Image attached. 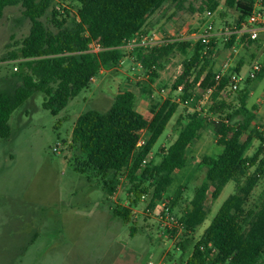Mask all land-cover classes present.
<instances>
[{
  "label": "rangeland",
  "instance_id": "rangeland-1",
  "mask_svg": "<svg viewBox=\"0 0 264 264\" xmlns=\"http://www.w3.org/2000/svg\"><path fill=\"white\" fill-rule=\"evenodd\" d=\"M15 1L13 6L4 8L0 19V89L18 85L21 74L27 72L19 49L31 24L22 14L21 0ZM219 1L211 20L199 15L202 14L198 11L199 0L185 3L168 0L154 12L152 19L147 18L138 36L156 33L169 41L190 44L185 54L175 49L160 61L151 98L140 96L146 75L138 67L132 50L125 46L121 49L120 66L98 72L86 90L56 116L43 108L41 93L34 94L12 112L8 120L10 135L7 139L0 138V264L187 263L212 218L238 184L228 182L216 201L211 199L210 188L204 222L193 233L182 234L175 240L160 238L163 235L158 222L161 204H166L177 218L183 215L205 179L207 168L202 165V159L221 152L217 141L222 128L228 129L227 138L235 133L241 121V117L235 116L240 98L255 82L246 84L237 93L222 95L219 91L215 96L213 92L210 95L199 86L206 72L191 87L203 65L201 60L185 78L181 90H174L185 63L192 57L195 37L203 33L204 27L211 22L219 32L235 24L237 13ZM77 7L75 0H52L40 21L47 31L56 34L62 24L66 26L75 18ZM221 46L219 43L215 58L206 57V71L211 69L215 73L220 67L218 59H224L227 52ZM252 54L253 50L244 47L239 50V58H235L236 63L243 65L244 73ZM123 92L135 96L134 108L148 122L164 102L176 106L165 131L146 157L147 165L160 161L190 115L196 113L205 121L201 138L187 147L188 163L173 172L172 183L154 202L150 181L130 179L127 170L118 175L114 194L108 197L94 175L84 172L79 149L70 142L71 127L77 116L89 110L106 112ZM251 131L250 135L258 140L256 129L251 127ZM147 138L146 131H141L140 145ZM245 138L246 135L240 138L236 149ZM255 152L247 151V159H252ZM260 161H263L261 165ZM255 169L259 177L245 211L258 205L264 196V151L254 166L247 167V175ZM236 181L243 183L244 178L239 176ZM116 211L118 214L129 211V218L125 220ZM261 261L264 264V253Z\"/></svg>",
  "mask_w": 264,
  "mask_h": 264
},
{
  "label": "trees",
  "instance_id": "trees-1",
  "mask_svg": "<svg viewBox=\"0 0 264 264\" xmlns=\"http://www.w3.org/2000/svg\"><path fill=\"white\" fill-rule=\"evenodd\" d=\"M75 1L78 5L75 18L66 26L62 24V28L54 34L47 31L40 21L52 0H21L22 14L31 24L29 34L22 40L19 49V56L24 61L27 72L21 74L18 85L10 89H0V138L7 139L10 135L8 120L12 112L36 93L44 96L43 108L52 115L56 116L64 110L73 98L88 87L98 74L101 64L110 59L120 61L123 57L122 47L138 37L147 18L168 0ZM174 1L185 3L187 0ZM199 1V12H213L220 5L219 0ZM15 3V0H0V19L4 8ZM224 4L226 8H235L238 11L237 23L250 10L246 0L239 3L225 0ZM92 46H98L100 50L92 53ZM188 48L189 43L169 41L146 53H142L141 48L133 49L131 53L146 75V82L140 86V96L151 98L160 61L175 49L185 54ZM202 49L200 42L194 44L192 57L185 63L174 90L183 85L185 78L201 60L203 65L195 74L191 87L199 82L204 72L206 73L199 84L200 88L205 90L214 86L215 73L211 69L206 71L208 61L206 57H201ZM262 75L263 71L257 78L260 79ZM224 84L225 80L215 88L214 96ZM134 101L135 96L132 93L123 92L116 96L106 112L89 110L80 114L72 128L71 144L79 149L84 161L83 170L86 169L84 172L94 175L108 197L114 194L118 175L127 170L126 174L130 179L150 181L154 187V202L160 199L161 194L172 183L173 172L188 163L187 147L200 138L205 121L196 113L190 115L176 139L163 152L160 161L142 166V161L174 115L176 106L168 101L164 102L148 122L135 110ZM246 102L247 89L235 111V116L241 117L239 127L230 138H227L228 129L222 128L217 141L221 152L202 159V165L207 168L205 179L180 217L184 235L193 233L206 218L205 200L210 188L211 199L216 200L228 182H237L235 192L222 203L186 264L262 262L264 196L254 208L245 211L244 206L259 177L258 169L247 175V167L254 166L260 156L264 138L256 131L260 145L252 159H247L245 154L253 138L250 134L255 115L253 110L245 107ZM141 131H146L148 135L143 145H139ZM243 135H246V139L236 149ZM261 162L263 161H260V165ZM239 176L244 178L243 183L236 181ZM129 214L126 211L120 215L126 220Z\"/></svg>",
  "mask_w": 264,
  "mask_h": 264
},
{
  "label": "built area",
  "instance_id": "built-area-1",
  "mask_svg": "<svg viewBox=\"0 0 264 264\" xmlns=\"http://www.w3.org/2000/svg\"><path fill=\"white\" fill-rule=\"evenodd\" d=\"M242 1L244 0H235V3ZM246 1L250 5V10L241 22L237 23L238 11L233 8L232 10L237 13V19L233 26L223 27L218 32L215 31L214 26L212 27V23L210 22V24L208 23V26L204 27L203 33L195 37V43L200 42L203 46L201 57H209L210 59L215 58L219 49V43H221V47H224L227 50L223 62L220 64V68L215 72L213 78L214 86L205 90L210 95L224 80L225 84L221 88L220 93L222 95L227 93H237L246 84L255 81L264 69V61H260L259 59L251 61L249 68L245 73L241 69L235 71L236 67L233 66V60L238 56L241 48L248 47L249 45L264 47V0ZM213 13L214 12L209 10H204L202 14L199 15H202L203 18L207 20H211ZM216 40H219V43H217ZM168 42L169 40L153 33L150 36H138L127 44V47L129 50L141 48L143 50L142 53H146L150 49L160 47ZM99 50L100 48L98 46L91 47L92 53H97ZM137 65L140 68V64L137 63ZM119 66L120 61L110 59L104 64H101L99 72H109L117 69ZM177 89L180 91L181 86ZM147 163L148 159L145 158L142 161V166H145ZM143 198L144 195L142 196V199ZM158 222L160 228L163 230V235L161 234L160 238L166 237L170 240H175L185 233L184 227L182 223H180V218H177L166 204H161ZM213 253H216V251L213 250Z\"/></svg>",
  "mask_w": 264,
  "mask_h": 264
},
{
  "label": "crops",
  "instance_id": "crops-1",
  "mask_svg": "<svg viewBox=\"0 0 264 264\" xmlns=\"http://www.w3.org/2000/svg\"><path fill=\"white\" fill-rule=\"evenodd\" d=\"M225 0H222V2L224 3ZM228 10H232V9H228ZM156 13V12H155ZM155 13H153L152 15H154ZM150 16L148 19H152L153 16ZM154 20H156V18H154ZM154 22V21H153ZM152 22V23H153ZM219 48V47H218ZM249 50H253V54L250 56L249 62H246L245 65L251 63V61H253L254 59H259L260 61H264V47H260V46H256V45H251L249 47ZM252 56H254L252 58ZM239 58V56L237 57V59ZM237 59L234 58L233 60V66L234 67H239V69H243V65L236 63ZM219 64H221L223 62V59L220 57L219 59ZM212 61V60H211ZM138 63V62H137ZM244 65V66H245ZM220 66V65H219ZM243 67V68H242ZM220 68V67H219ZM218 68V69H219ZM247 102L245 107L248 110H253V113L255 115V119L252 121L251 123V127L255 128L256 131L258 132V134L264 138V69H263V75L261 76L260 79H256L254 83L250 84L249 87H247ZM86 90V89H85ZM84 91V90H83ZM81 93V92H80ZM77 97V96H76ZM75 97V98H76ZM74 99V98H73ZM72 99V100H73ZM67 107V106H66ZM65 107V108H66ZM64 108V109H65ZM138 112V111H137ZM79 116H77L78 118ZM76 118V120H77ZM76 122V121H75ZM75 123H73L74 126ZM168 124V123H167ZM71 127V132H72V128ZM167 126V125H166ZM165 131V130H164ZM163 134V133H162ZM200 138H201V134H200ZM199 138V139H200ZM198 139V140H199ZM246 139V138H245ZM70 142H71V137H70ZM259 144V140L255 139L254 137L251 140V144L250 147L248 148L247 151H257V149L259 148L258 145ZM264 145V144H263ZM258 147V148H257ZM261 151H264L263 148L261 147ZM246 156V154H245ZM225 187V186H224ZM220 196V195H219ZM218 199V198H217ZM216 199V200H217ZM215 200V201H216Z\"/></svg>",
  "mask_w": 264,
  "mask_h": 264
}]
</instances>
